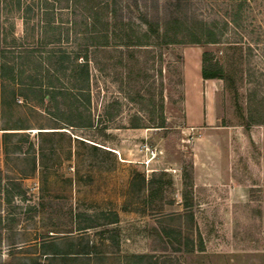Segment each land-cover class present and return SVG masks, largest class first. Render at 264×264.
I'll list each match as a JSON object with an SVG mask.
<instances>
[{
	"label": "rangeland",
	"instance_id": "rangeland-1",
	"mask_svg": "<svg viewBox=\"0 0 264 264\" xmlns=\"http://www.w3.org/2000/svg\"><path fill=\"white\" fill-rule=\"evenodd\" d=\"M21 1L19 10L17 0H0V45L30 84L0 76V210L34 217V229L73 234L81 247L93 243L112 258L108 264H264V125L247 122L252 96L264 118V0H103L111 22L138 31L147 30L146 20L202 22L218 43L162 46L156 39L128 50L112 42L97 55L93 48L78 55L91 43L82 34L83 3ZM205 52L226 78L213 98L216 122L197 126L187 122L186 86L201 84ZM85 56L91 103L81 119L69 97L60 98V115L41 102L39 85L73 89L80 84L73 63ZM160 103L166 122L157 129ZM88 118V128L69 124ZM218 147L230 176L225 185L201 183L195 165L215 166ZM201 152L207 161L196 158ZM162 173L172 185L160 190ZM114 217L119 224L109 226Z\"/></svg>",
	"mask_w": 264,
	"mask_h": 264
},
{
	"label": "trees",
	"instance_id": "trees-1",
	"mask_svg": "<svg viewBox=\"0 0 264 264\" xmlns=\"http://www.w3.org/2000/svg\"><path fill=\"white\" fill-rule=\"evenodd\" d=\"M74 6H80L82 3L85 6V11L87 13L85 19V31L82 33L85 39L90 40V45H88L85 50L78 53V55H90L93 48L97 53H105L107 47H109L112 42L116 45L118 49L126 48L131 50L136 46H143L144 44H151L154 40H158L159 44L162 46H172V45H188V46H198L204 47L208 45H215L218 43V36L214 30L208 27L202 22H186L179 19H172L163 24L156 23L154 21H145L147 26L146 31H138L133 26L126 23L111 22L109 17L107 18L106 13L109 14L108 5L105 1L98 0H70ZM47 4V3H46ZM23 3L21 0H17V7L19 10L22 9ZM25 12V17L23 20L27 23L29 13L33 12L32 7L27 6ZM110 16V15H109ZM1 44V42H0ZM99 51V52H97ZM107 53V52H106ZM65 55L64 61H69L70 58L66 55L68 53H63ZM0 58L2 64L0 66V76L1 79L10 82L11 84L25 85L23 81V76L25 71L16 62L12 61V58L8 57V50L1 47L0 45ZM80 59L84 60V63H78ZM16 61V58H14ZM74 68L71 77L75 81H80V84L75 85L73 89H60L53 85H39L40 89L38 91L40 100L44 104L47 102L48 105L54 106L55 110H59V114L63 115L62 109H60L59 99H66L71 101V106L75 107L76 112L71 114H77L81 119L83 118V113L81 108L85 107L86 104L90 105V93L86 94L89 88L90 81V71H89V58L77 57L76 62L73 63ZM66 69H64L65 71ZM67 72V71H65ZM202 78L204 80H220L225 82V71L219 62L213 59V55L210 52H205L202 55ZM30 88V84H26ZM33 86V85H32ZM32 88V87H31ZM260 103L252 96L248 103V125L249 126H261L264 125V118L262 117L263 112L261 110ZM160 107V118L159 120L153 121L157 129H162L165 126V116L163 115V106ZM65 112V111H64ZM88 122L81 121L78 125H73L74 123L69 122L71 127L88 128L92 126L91 119L88 118ZM132 129L142 128L138 123H134L131 127ZM165 173L161 174L160 180L157 182L159 189H163L166 186H171L172 182L164 181ZM193 185V183H191ZM150 185H154V179L150 181ZM184 185L188 186L187 181L184 180ZM185 207H192V203L186 201ZM118 217H114L112 222H117ZM165 234L170 238V232L164 231ZM180 245V242L177 241ZM178 245V252L180 251V246ZM144 256H140L139 260H143Z\"/></svg>",
	"mask_w": 264,
	"mask_h": 264
},
{
	"label": "crops",
	"instance_id": "crops-1",
	"mask_svg": "<svg viewBox=\"0 0 264 264\" xmlns=\"http://www.w3.org/2000/svg\"><path fill=\"white\" fill-rule=\"evenodd\" d=\"M201 71L202 66L201 69L198 68L197 73V81L201 84L186 86L187 122L197 126L212 125L216 122V103L213 98L222 87L220 80H204ZM210 145L214 146L211 142ZM218 149L216 156L220 160L215 166L210 167L207 163L204 166L195 165L196 177L201 183L218 181L225 185L224 181L230 176L228 154L223 147L222 150L220 147ZM195 156L199 160L207 161L206 155L202 152ZM236 186L234 193L238 194ZM33 218L23 219L19 214L5 213L0 210V264H108V261L112 259L100 255L96 245L91 242L82 243L84 247H81L73 234L65 235L62 232L44 228L34 229ZM22 220L27 222L22 223ZM117 224H119V217L117 222H110L108 225ZM91 228L88 227V230ZM116 247L121 246L117 243Z\"/></svg>",
	"mask_w": 264,
	"mask_h": 264
},
{
	"label": "built area",
	"instance_id": "built-area-1",
	"mask_svg": "<svg viewBox=\"0 0 264 264\" xmlns=\"http://www.w3.org/2000/svg\"><path fill=\"white\" fill-rule=\"evenodd\" d=\"M147 151L149 152L150 151V154L155 157L156 156V151L155 150H150L149 148L147 149Z\"/></svg>",
	"mask_w": 264,
	"mask_h": 264
}]
</instances>
